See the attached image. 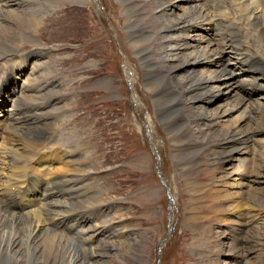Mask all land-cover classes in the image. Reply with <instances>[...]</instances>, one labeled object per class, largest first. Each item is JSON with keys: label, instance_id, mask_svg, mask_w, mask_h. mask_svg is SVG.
<instances>
[{"label": "bare ground", "instance_id": "6f19581e", "mask_svg": "<svg viewBox=\"0 0 264 264\" xmlns=\"http://www.w3.org/2000/svg\"><path fill=\"white\" fill-rule=\"evenodd\" d=\"M32 1L35 0H0V43L11 39H23L27 31L35 29L36 24L26 18L36 11L30 8ZM76 1L89 3L90 14L96 28L111 39L108 36L109 29L103 26L107 17H98L96 14V12L100 13L95 7L97 0ZM133 1L123 0L122 9L128 18L117 20L115 27L112 25L123 52L130 54L123 42L124 39H128L131 43L130 48L144 64L145 84L154 97L159 114L175 108L178 103L189 104L188 108L185 104L184 108L175 109L161 117V122L167 127L172 139L171 145L183 150L187 143L195 141L196 137H202L201 132L209 130L210 132L203 135L201 152L218 154L220 163L226 159H233V153L239 151L242 145L248 149L251 146L250 142L252 146L256 143L264 146V101L251 100L255 95L264 98V92H261L264 86V0H184V3L189 5L187 8L183 7V14L179 17L175 16L173 11L182 7L181 0L145 2L140 10L152 6L161 7L158 16H152L150 20L157 29L155 34L161 35L152 39L154 44L165 41L168 33L177 37L175 41L168 42L166 48L156 44L151 47L147 42L149 39L143 38L145 31L139 24L140 18L136 13V6L133 7L136 5ZM71 9L75 20L80 7L75 5ZM215 18L218 19L215 21ZM6 22H9V25H5ZM119 24H123L124 29L126 27L129 29L126 36L120 31ZM8 26H12V29L4 28ZM202 29L207 33L212 32L209 36L212 38L203 35L202 40H198L197 33ZM165 31L166 38L163 36ZM191 36L194 39H191ZM132 37L133 39H129ZM61 48L59 50H65L64 47ZM162 49H165V52ZM229 52L235 57L232 58ZM162 54H165L164 57L161 56ZM128 61L123 64L125 77L129 82H133L136 79L135 74L139 78L140 72H137L138 68L133 67ZM120 62L121 60L118 59L117 67ZM60 66L61 70L70 67L65 59L60 61ZM202 66L208 70L200 72ZM14 70L21 74L23 69L19 66ZM74 72L76 74L77 70L74 69ZM40 75V83H36L37 79L26 87L27 93L19 98L15 112L7 114L5 109H0V264H104L106 260L100 255L106 252L101 248L108 246L110 251L116 249L119 242L114 245L116 240L113 239L116 238V234L112 229L115 228L110 229L108 220L98 217V212H101L106 204L104 201L99 202L101 197L99 184L92 181L91 171L79 168L78 163H87L91 158L83 157L86 148L79 149L80 147L72 140H68L66 144L62 139L60 140L71 149L66 151L59 144L54 147L49 146L47 138L42 137L46 133L53 136L58 127L65 128L67 124L79 126L85 144L91 141V136L96 141L99 140L101 132L96 130L97 127L92 131L87 128L89 112L77 115L74 121V118L70 119L66 116L72 110L71 104H64L63 99L52 101L53 96H63L67 92L68 83L72 81L68 75H60L61 78L52 79L48 76V69L42 70ZM242 75L246 77L237 83V79ZM180 76L183 77L179 78ZM248 77L251 81H247ZM122 82L124 91L127 92L125 95L127 99L129 91L123 77ZM50 83H52L51 87ZM233 83H237L236 89ZM168 86L171 93L178 92V94L171 98L164 97V88L167 89ZM45 87H47L46 91H44ZM221 87L227 89L226 94L227 91L228 94H235L234 98L231 97L232 95H227L226 98L229 99L225 101L224 109L204 111L205 104L214 101L216 97L213 89L221 90ZM13 88L12 81L9 86L7 84L0 86V93L7 99L6 95L9 96V91H13ZM53 90L60 92L53 94ZM188 94L190 98L186 96ZM140 95L138 92V96H132L133 101L139 102L137 110L140 102L146 103ZM24 99H36L37 102L29 104L23 101ZM46 103L52 104L53 110H45L43 105ZM56 105L58 109H62L58 114H54ZM179 109L181 112L186 110L190 112L183 120L182 126L176 125L173 115ZM191 109L194 111L192 112ZM24 112H27L26 115H23ZM234 115L236 117L232 118ZM231 119L233 121H230ZM193 121H196V124ZM224 121L232 123H227L220 129L221 122ZM50 123H58V127L51 130ZM155 123L150 116L146 117V130L157 141L156 144L153 143V147L159 155L162 141L157 139ZM53 125L57 126V124ZM188 134L192 135L188 136ZM48 146L51 148L46 149ZM209 147H217V149L210 148L209 151ZM7 149L17 158L7 157ZM252 150L250 148V152ZM262 150L260 157L254 158L249 181H243L241 175L242 178L236 184L233 183L238 187L237 192L240 196L247 198L249 204L245 205L257 208L252 219L264 216V194L254 195L253 191L247 189L254 183H264V149ZM76 157L79 161H75ZM177 160L183 165V170H187L188 164L193 162L185 154L179 155ZM188 175L186 177H189ZM85 178L87 181L83 180ZM84 190L96 193V199L91 204L95 209L97 208L95 212L86 211L87 209H83L82 205L76 206L74 198L76 200V197H79L76 195L78 192L87 195ZM115 215L116 213L113 214ZM92 220L95 223L87 229V224ZM260 231L264 232V229L261 227ZM108 236H111V242L103 240L95 246L88 244L92 239ZM252 237L248 236L247 241L241 243L240 255L243 258L252 251V247L248 245V242L253 241ZM135 248L137 245L134 243L129 249L135 251Z\"/></svg>", "mask_w": 264, "mask_h": 264}, {"label": "rangeland", "instance_id": "374dc122", "mask_svg": "<svg viewBox=\"0 0 264 264\" xmlns=\"http://www.w3.org/2000/svg\"><path fill=\"white\" fill-rule=\"evenodd\" d=\"M40 1L44 3H52V1L54 0ZM134 1L136 5H134L133 7L136 6V13L140 18L139 24L145 31L143 38L149 39L147 42L150 43L149 45L151 47L155 46L156 43L154 44V41H152V39L154 37H160L161 35L155 34L157 29L154 28V25L150 20L151 18L155 17V15L158 16V10L161 9V7L152 6L140 10V7L144 5L143 3H150L151 0ZM153 1L160 3V0ZM32 2L34 3V1ZM102 2V8L100 6L99 0L95 2L96 9L100 11V13L96 12V14L98 15V17H107L105 21L106 23L103 26H105L107 30L109 29L108 31L110 32V34H108V36H110L111 39L101 34L100 31L96 28L93 18L90 14V5H86L85 2L76 0L56 1L57 4L54 5L57 8L65 7L63 13H60L57 17L54 18L59 26L56 34H60L62 32L63 36L67 40L70 38V41L77 43L78 45L75 46L72 44H59L57 46L49 47L48 52L51 54L50 62L48 60H45L43 62L48 63L50 67H54L56 61L65 58V60H67L68 62V66L70 67L61 70L59 62V67L57 69L51 70L48 68H43L39 70L36 75H34L32 68L30 70L24 69L21 74H18L17 72L14 75L15 77L9 78V80H6V78L3 77L7 73H9L11 66L5 68L0 74V86L2 87L4 84H7L9 86L13 81L14 90L9 91V96L4 93L8 101L3 98L2 94H0V105L5 109V112L7 114L12 113V111L15 112L16 105H18V102L20 101L19 98L27 93V91L24 90L26 89V86L28 87L30 83H34L37 79L38 81L36 83H40L41 80L39 79V77L41 76L40 73L42 70L45 71L46 69H48V76L52 79H56L57 77L61 78V76L65 75H68L70 78L77 74L85 75L78 80L71 79V83H68V89L70 93L67 89V92L65 91L66 93H64L63 96H53L52 101L63 99L64 104H71L70 108H72V110L66 116L67 118L69 116L70 119L74 118V121L76 120L77 115L84 112H89V127L87 128L92 131L94 127H97L96 130L98 129V132H101V136L99 138L100 141H96V139L91 136V141L89 143H83V135L81 134L80 128L77 124H67V126H65L64 128L58 127V123H50L51 130H54L58 127L56 129V133H54L53 136L50 133H46L42 135V137L47 138L46 140L49 146L54 147L59 144L66 151H70L71 149L65 144L68 140H72L78 147H80L79 149L86 148L84 150L83 157L89 156V159L91 158V161L87 163L85 162L86 164L84 162L78 163L80 165L79 168L86 169V171H91L90 176L92 177V181L99 184L101 190V197L99 199V202L104 201L106 202V204L104 207H102L104 209H102L101 212H98V217H104L105 219H107L108 223L110 224H108L110 229L111 227L115 228L112 229V231L116 234V238L113 239L116 240L114 245H116V243L118 242L119 245H123L121 248H119V245L117 244L118 246L116 247V249H111L110 251L108 246L102 247L101 250H104L106 252L101 253L100 255V257H104L106 260V263L104 264H188L189 261H192L190 264H264V232L260 231L261 227L264 229V216L261 218L258 217L252 219V215L255 214V209L257 208L245 205L247 203L249 204V202L246 197L242 196V198L240 196V194L237 192L239 191L238 187L235 185L242 177L243 181H249L254 158L260 157V151L263 152L262 149H264V146L258 143H256L257 145H251L250 148L253 150L252 152H250V148L248 149L245 145H242L243 147L240 146L239 151L233 153V159H226V161L221 163L218 161L220 159V156L218 154H208V152H201L204 142L203 135H205L204 133H208L209 130L205 131L204 133L201 132L202 137H194L195 141L190 142L192 146L196 147V149L193 148V150L185 151L182 154L184 149L180 150V148H174L175 146L173 145L169 146L171 142L170 139L168 140L160 135L161 133L162 135H164L161 126L164 128V131H166L167 128L161 122V117L163 115L157 113L154 98L153 96H150L147 85L144 84V64L141 61V58L136 56V53L130 48V41L127 39L129 42L127 43L126 39H124L123 42L125 43V48L129 53L131 52L132 56H134L132 57L135 59H133V61H136V58H138L137 64L143 69V74H141L139 67H136L138 68L137 72H140L138 74V77L142 78L143 82H139V80L137 79L140 87L139 85L135 84L133 85L134 88H131V85H129L128 83L127 89L129 91L131 90L129 93V97H131V95L135 93L137 94L136 91L138 90L139 95L141 94V98L146 103L149 101L150 110L148 109V107H143L142 111L140 112L145 114V112L149 110L150 113L156 118L155 125H157V139H160L162 141L160 142L159 156L162 155V153H167V155L162 159H155L153 156H151L149 154V144L146 141L142 140L136 132V130L139 133L141 132L139 130V126H136L133 123L132 127L136 130L131 127V114L134 115L135 108L133 107L130 113L129 97H127V99L125 97L127 92H125L123 88V76L121 74V69H119L120 65L119 67H117V60H121V58L124 57L125 52L121 53L119 51L121 55L120 57L115 49L113 36L117 38V35L115 29L112 28V25L115 27L117 20H127L128 15L125 14V11L122 9L123 0H102ZM184 2V0H181L182 7L175 8V10L173 11L175 16L179 17L180 15H182L183 7H188L189 3L185 4ZM79 3H81L82 5ZM75 5L80 7L78 17L75 19L76 21L74 20L73 12L71 9L72 6ZM133 7H131V10H133ZM259 10H261V8ZM77 20L78 24H76ZM5 25H9V22H6ZM4 28L12 29V26ZM119 29H121L120 31L124 33L125 36L129 31L127 27L124 29L123 24H119ZM202 31L203 29L200 31V33H197L198 40H202V35H206V37L212 35V32L207 33ZM163 36L166 38V31ZM133 37L129 39H133ZM176 38V36L173 37L172 34L168 33V37L165 39V41H159V44L157 43L156 45H160L166 48L167 43L175 41ZM190 38L194 39L192 38V36ZM43 44L44 42L41 41L39 43V46H41L43 48L42 50L46 52L44 56H48L49 54L47 53L46 47ZM60 47H64L65 50H59ZM162 50L163 52H165V49ZM62 51H71L73 52V55L69 58H66L71 54L69 52ZM54 53L57 54L53 55ZM33 55H40V53L39 51H35L33 52ZM163 55L165 54H162L161 56L164 57ZM79 56H82V58H78ZM86 60H89L91 62L92 60L98 61L99 67L97 69H93L87 66L80 67L76 65L77 63ZM94 66H96L95 63ZM16 67H19V65L14 64L11 69L14 70V68ZM74 69L77 70L76 74L74 72ZM202 70L208 69L202 66L199 71L201 72ZM102 75H108L110 77V80L102 82L98 87L86 88L84 90H82V88H79L78 91L80 92H75L78 87L87 85L90 81ZM35 76L36 78H34ZM181 77L183 76H180L179 78ZM248 78L247 80H250V78ZM51 86L52 83H50V87ZM224 88L225 87H221V90L219 88L213 89V92L216 96L214 98V101L215 99L217 100L215 102L212 101L209 104H205L204 111H214L217 108L224 107L223 105L226 103L225 95L228 94V91L227 94L225 93L227 89ZM46 89L47 87L44 88V91H46ZM169 89V86L167 87V89L166 87L164 88V97L168 96L169 98H171L174 97L176 93L178 94V92L171 93ZM59 92L60 91L57 90H55V92L54 90L52 91L53 94ZM115 94H118L119 96H107ZM220 95L223 96L219 97ZM186 96L190 98L189 94ZM36 99H24L23 101L32 104L34 102H37ZM178 104L179 105L176 108L169 110L167 113L178 108H184L183 105L185 104L187 108L189 107V104L185 102ZM46 105L48 108L46 107ZM43 106L45 107V110H53V105L50 103H46ZM54 107H56V112L54 114H58L59 111H62V109H58L59 107H57V105ZM139 109L141 110V105ZM180 109L175 111V113L173 114L177 126H182L183 120L187 118L186 115L190 113L187 110L181 112ZM191 111L193 112L194 110L191 109ZM26 113L27 112H24L23 115H26ZM235 117L236 115H234L232 118ZM114 118L117 119L114 120ZM132 119L134 120L135 116L132 117ZM145 119L146 118L140 116L139 122L142 124L143 128L147 129L145 125ZM230 121H233V119H231ZM230 121L221 122L222 124L220 123V129L223 125L226 126L227 123L231 124L232 122ZM193 123L196 124V121H193ZM53 124H57V126ZM57 130L59 131L57 132ZM64 131H67L68 133H63ZM94 132L96 133V131ZM123 135L126 137L125 141H121ZM190 135L192 134H188V136ZM151 137L153 140V146L157 141H155V138H153L154 136L151 135ZM61 139L65 144L60 142ZM114 139L120 140V143L116 141L112 142V140ZM49 146L46 149H50L51 147ZM210 148H213V150L217 149V147H209V151H211ZM6 152H8L7 157H10L11 159L17 158L12 151H8L7 149ZM246 152L250 153L253 156L252 160L250 161V165L245 166L243 169H240L238 167V162H234L237 171L232 170V168L229 167L231 161H237V159H239L241 161L246 160V162H249L247 155H245ZM184 154L185 156L191 158V161H193L192 163L188 164L189 168L187 170H183V165H180V161L177 160V157L179 155ZM75 161H79L78 157L75 158ZM155 161L163 164L165 173L167 175H169L170 173L171 184L176 187V193L178 191L177 197L179 208L178 205L175 204L171 210V213L169 211L167 213L169 225L172 224V226H175L177 228L175 232L168 226L166 233L167 221L165 220V212L163 206H167V202H165L164 196H162V192L158 189L159 183L157 182V178L154 174ZM118 165L119 167L117 168L116 166ZM114 167H116V169L111 170ZM186 175H188L189 177H186ZM241 175L242 177H240ZM186 178L192 179L188 183L197 186L199 190L196 187H191L190 185H188L187 187ZM83 180L87 181L86 178ZM247 189L249 191H253L252 193H254V195L264 194V183H254L252 187H247ZM95 190L96 189H94V191ZM84 191L87 192V190ZM199 192L206 194L203 200L201 199ZM79 194L80 192L76 194L79 196L76 197V200L74 198L76 206L82 205L81 207L85 210L87 209L86 211H91V213L95 212L97 208L95 209L91 205L96 199L95 192L92 193L88 191L87 195L85 196ZM169 202L170 198L168 196V204ZM220 205H222V209H218ZM197 209L200 210L201 215H198ZM220 210L225 211L231 217H234L232 213H236L239 218V225H242L243 227H250L251 235H233L232 249H230V247H227L224 237L227 236L225 230L229 222H234V220L230 219L225 224L217 222L219 226H214L212 224L214 216L217 214V212H220ZM114 213H116L115 216H113ZM178 221L180 222V227H177ZM98 222H100V220ZM94 223L95 221L92 220L87 224L86 228L89 229ZM120 225L121 227H119ZM254 227H256L257 229H253ZM200 229L201 231L209 230L207 232V239L205 241L207 250L195 255L196 251L199 252V250H197V247H204V245L200 241L202 239V235L205 234V232H203L201 236H197ZM239 230L242 229L238 228V231ZM120 232L121 234H119ZM248 236H253V241L248 242V245L252 247V251L249 253V255L246 256V258H243L240 255L241 243H245ZM163 237L167 238V240L165 243L161 244L162 259L160 261L157 255V251L160 247L159 241L162 240ZM110 238L111 236H108L106 238H98L99 240L92 239L88 242V244L89 246H95L103 240L111 242ZM191 242H193L192 245H190ZM134 243L135 245H137V248H135L136 252L132 249H129ZM127 244H129V246H127ZM171 245L172 248L170 247ZM78 248L80 249V247ZM121 251L123 255L121 254ZM191 253L194 254L192 255ZM96 254L97 257H99L98 252H96Z\"/></svg>", "mask_w": 264, "mask_h": 264}]
</instances>
